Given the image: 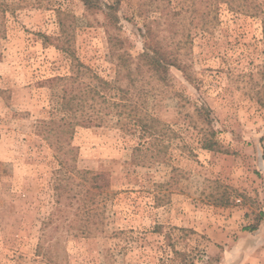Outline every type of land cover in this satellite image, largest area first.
I'll use <instances>...</instances> for the list:
<instances>
[{
  "label": "rangeland",
  "instance_id": "rangeland-1",
  "mask_svg": "<svg viewBox=\"0 0 264 264\" xmlns=\"http://www.w3.org/2000/svg\"><path fill=\"white\" fill-rule=\"evenodd\" d=\"M254 1L259 13L245 0H99L94 11L82 0H0L12 9L0 12V264H264L247 230L264 202V0ZM58 9L78 58L118 85L112 36L135 60L149 30L177 57L161 77L143 68L132 90L176 131L159 156L132 158L137 139L116 125L78 126L62 166L40 127L47 79L69 75V59L40 36L58 33ZM210 128L220 151L201 147ZM82 169L109 182L89 215Z\"/></svg>",
  "mask_w": 264,
  "mask_h": 264
},
{
  "label": "trees",
  "instance_id": "trees-1",
  "mask_svg": "<svg viewBox=\"0 0 264 264\" xmlns=\"http://www.w3.org/2000/svg\"><path fill=\"white\" fill-rule=\"evenodd\" d=\"M236 1L238 0H210L213 6L218 3L231 5ZM82 2L86 11L102 8L99 0H82ZM115 6L116 3L104 5L107 23L112 27L117 24L114 14ZM244 6L250 12H260L254 0H245ZM6 11H12L10 5L0 2V12ZM67 15L65 11L58 9V33L55 36L40 35L45 43H50L61 50L70 61L67 77L54 76L47 79L50 89V117L40 123V127L44 129V138L64 155L60 163L63 166L69 160L66 154L73 148L71 137L76 127H99L105 124L116 125L124 134L137 139L136 144L132 146V158L135 159L138 154L150 149L156 156H159L166 148L164 140L176 137V131L147 111L144 100L136 99L132 90L136 89L135 82L143 68L161 77L169 66L181 67L177 57L175 59L161 52L159 42L151 36L149 30H144L142 33V51L136 55L135 60L126 51H119L123 46L122 40L112 36L108 38V43L116 59L117 74L127 82L126 86L118 85L116 80L111 81L102 77L78 58L73 45L72 22H68L65 18ZM262 32L264 35V19L262 20ZM138 96L140 97L139 94ZM198 112L204 114L206 122L210 124L207 116L208 107L202 105L198 108ZM52 138L53 141H51ZM201 147L220 151L219 142L212 128L208 133L203 134ZM77 173L84 187L82 207L89 215L90 212L96 210V207H91L96 202L95 198L102 195L109 187L107 173L87 169L79 170ZM71 177L72 174L68 176L70 179ZM261 216H264L262 211ZM258 224L248 226L247 230L254 231Z\"/></svg>",
  "mask_w": 264,
  "mask_h": 264
},
{
  "label": "crops",
  "instance_id": "crops-1",
  "mask_svg": "<svg viewBox=\"0 0 264 264\" xmlns=\"http://www.w3.org/2000/svg\"><path fill=\"white\" fill-rule=\"evenodd\" d=\"M262 212L264 213V202H263ZM250 236L254 238L255 248L260 247L261 249L262 247H264V216L263 219L259 222L257 228L253 231L252 235Z\"/></svg>",
  "mask_w": 264,
  "mask_h": 264
}]
</instances>
